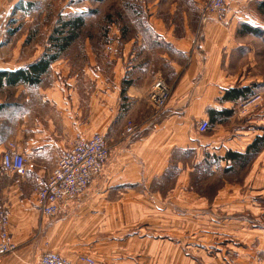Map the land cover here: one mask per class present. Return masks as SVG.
I'll return each mask as SVG.
<instances>
[{
	"label": "crops",
	"instance_id": "1",
	"mask_svg": "<svg viewBox=\"0 0 264 264\" xmlns=\"http://www.w3.org/2000/svg\"><path fill=\"white\" fill-rule=\"evenodd\" d=\"M147 1L137 38L119 44L116 36L100 56L60 57L35 85L0 88V206L17 247L0 264H37L45 252L71 264L83 257L95 264H264V148L240 185L226 182L241 168L225 158L243 155L264 135V107H238L246 96L264 97V0H227L222 23L201 20V0ZM18 2L0 0V17ZM41 53L20 57L17 43L0 47V72L26 69ZM157 79L171 96L152 117L146 96ZM237 89L246 92H231ZM127 118L139 131L122 142L117 134ZM202 121L209 128L200 134ZM75 133L101 134L108 163L80 202L44 218L35 190ZM9 143L28 160L23 177L2 169ZM198 176L218 181L212 198L192 184Z\"/></svg>",
	"mask_w": 264,
	"mask_h": 264
},
{
	"label": "rangeland",
	"instance_id": "2",
	"mask_svg": "<svg viewBox=\"0 0 264 264\" xmlns=\"http://www.w3.org/2000/svg\"><path fill=\"white\" fill-rule=\"evenodd\" d=\"M149 5L152 3L147 0H19L17 6L7 10L0 17V47L8 49L10 44L17 43L20 57L29 54L31 49L34 52L36 49L42 50L41 55L52 54L53 44L50 37L53 30L58 29L63 21L82 16L84 26L80 30L78 38L60 57L84 58L89 56L90 50L96 55L99 53L100 56L106 44L112 42V38L118 36V39L115 38L114 41L121 43L122 30L126 33L127 38H137L139 31L142 32L146 27L145 11ZM259 15L264 20V10ZM111 28H115L118 34H112ZM240 105H237L239 109ZM263 107L264 97L261 96L260 101L249 111H256ZM150 114L152 117L155 115L152 108ZM245 116V114H241L240 117L244 118ZM120 120H116V128L121 124ZM127 121L138 125L136 121L129 118L123 120L122 127L117 134L119 140H121V132ZM117 131L118 129L115 130V132ZM247 165L248 162L238 165L241 168L240 173L227 178L226 182L242 184ZM198 177L193 179L194 182L192 180V184L199 186V189L208 188L209 192L205 196L212 198L214 189L220 186L218 181L212 183L209 179L203 180L201 176ZM260 195L263 197L260 200L261 205L264 206V191ZM260 195L258 196L260 197ZM253 196L257 197L255 194ZM240 216L249 219L248 215L241 214ZM239 243L245 245L240 240Z\"/></svg>",
	"mask_w": 264,
	"mask_h": 264
},
{
	"label": "built area",
	"instance_id": "3",
	"mask_svg": "<svg viewBox=\"0 0 264 264\" xmlns=\"http://www.w3.org/2000/svg\"><path fill=\"white\" fill-rule=\"evenodd\" d=\"M201 20L211 16L218 23L225 21L227 15V0H201ZM198 38L193 41L196 46ZM171 93L170 87L162 80H155L150 86L146 100L156 113L166 107ZM261 97L252 95L242 101L240 106L244 113L255 106ZM209 128L207 121L197 125V132L205 133ZM139 131V125L127 121L121 132V141L128 142ZM110 151L105 138L98 133L85 138L81 133H75L67 149L59 155L56 168L46 180V183L35 190V207L44 218H56L62 206L68 202H80L91 181L102 175L108 163ZM28 160L18 152L16 146L9 143L1 155V166L5 172L15 173L23 177L27 173ZM17 247L9 232V211L0 206V258L10 255ZM82 264H95L89 257L80 259ZM37 264H71L69 261L53 252L43 253Z\"/></svg>",
	"mask_w": 264,
	"mask_h": 264
},
{
	"label": "trees",
	"instance_id": "4",
	"mask_svg": "<svg viewBox=\"0 0 264 264\" xmlns=\"http://www.w3.org/2000/svg\"><path fill=\"white\" fill-rule=\"evenodd\" d=\"M261 8H264V2L260 4ZM84 22L82 16L63 21L58 29H54L50 37V41L53 44L51 50L52 54H43L41 58L29 65L26 69L16 72H0V88L5 84L6 86L23 85H35L39 82L41 76L45 74L49 66L56 61L60 56L69 48V46L78 38L80 30L83 28ZM123 39L127 37L124 30H122ZM236 95L241 96L246 91L245 89L233 90ZM236 96V99L239 98ZM249 96H246V100ZM264 148V136L258 137L255 141L248 146L243 155L236 153H227L225 158L232 160L238 165H244L249 163L250 160Z\"/></svg>",
	"mask_w": 264,
	"mask_h": 264
}]
</instances>
